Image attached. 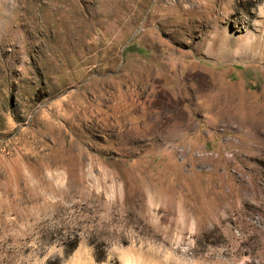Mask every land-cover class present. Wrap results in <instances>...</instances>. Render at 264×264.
I'll return each instance as SVG.
<instances>
[{"label": "rangeland", "instance_id": "1", "mask_svg": "<svg viewBox=\"0 0 264 264\" xmlns=\"http://www.w3.org/2000/svg\"><path fill=\"white\" fill-rule=\"evenodd\" d=\"M0 264H264V0H0Z\"/></svg>", "mask_w": 264, "mask_h": 264}]
</instances>
